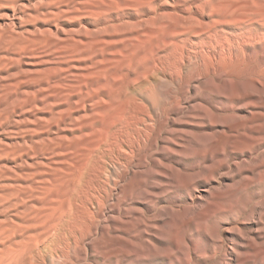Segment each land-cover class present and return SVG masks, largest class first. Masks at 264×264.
Wrapping results in <instances>:
<instances>
[{
  "label": "rangeland",
  "instance_id": "374dc122",
  "mask_svg": "<svg viewBox=\"0 0 264 264\" xmlns=\"http://www.w3.org/2000/svg\"><path fill=\"white\" fill-rule=\"evenodd\" d=\"M0 264H264V0H0Z\"/></svg>",
  "mask_w": 264,
  "mask_h": 264
},
{
  "label": "bare ground",
  "instance_id": "6f19581e",
  "mask_svg": "<svg viewBox=\"0 0 264 264\" xmlns=\"http://www.w3.org/2000/svg\"><path fill=\"white\" fill-rule=\"evenodd\" d=\"M154 79V78H153Z\"/></svg>",
  "mask_w": 264,
  "mask_h": 264
}]
</instances>
